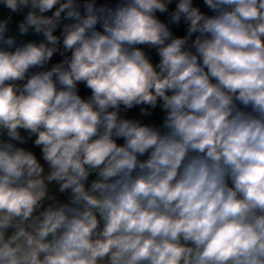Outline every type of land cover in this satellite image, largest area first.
Returning a JSON list of instances; mask_svg holds the SVG:
<instances>
[{"label":"clouds","instance_id":"9594fccd","mask_svg":"<svg viewBox=\"0 0 264 264\" xmlns=\"http://www.w3.org/2000/svg\"><path fill=\"white\" fill-rule=\"evenodd\" d=\"M0 264H264V0H0Z\"/></svg>","mask_w":264,"mask_h":264}]
</instances>
